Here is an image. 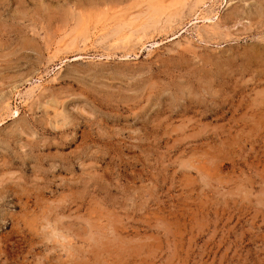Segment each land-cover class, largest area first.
<instances>
[{
	"label": "rangeland",
	"instance_id": "1",
	"mask_svg": "<svg viewBox=\"0 0 264 264\" xmlns=\"http://www.w3.org/2000/svg\"><path fill=\"white\" fill-rule=\"evenodd\" d=\"M0 264H264V0H0Z\"/></svg>",
	"mask_w": 264,
	"mask_h": 264
},
{
	"label": "bare ground",
	"instance_id": "2",
	"mask_svg": "<svg viewBox=\"0 0 264 264\" xmlns=\"http://www.w3.org/2000/svg\"><path fill=\"white\" fill-rule=\"evenodd\" d=\"M152 10V9H151ZM156 11V10H155ZM253 102V101H252ZM34 203V202H33Z\"/></svg>",
	"mask_w": 264,
	"mask_h": 264
}]
</instances>
